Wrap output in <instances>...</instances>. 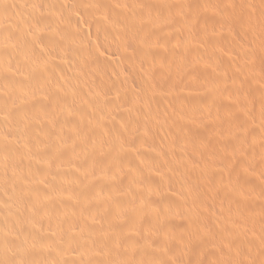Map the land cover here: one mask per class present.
I'll use <instances>...</instances> for the list:
<instances>
[{
	"label": "rangeland",
	"instance_id": "rangeland-1",
	"mask_svg": "<svg viewBox=\"0 0 264 264\" xmlns=\"http://www.w3.org/2000/svg\"><path fill=\"white\" fill-rule=\"evenodd\" d=\"M58 2L0 0V264H264V0Z\"/></svg>",
	"mask_w": 264,
	"mask_h": 264
},
{
	"label": "bare ground",
	"instance_id": "bare-ground-1",
	"mask_svg": "<svg viewBox=\"0 0 264 264\" xmlns=\"http://www.w3.org/2000/svg\"><path fill=\"white\" fill-rule=\"evenodd\" d=\"M52 1L58 2L59 0H52ZM16 5H17L16 6L17 8H19L20 6H22V7L24 6V5H19V4H16ZM18 5H19V7H18ZM22 7H21V10H20V8L18 9L20 12H23ZM30 9H27V11L29 12ZM26 14H28V13L26 12ZM29 16H30V14H29ZM67 20H68V18L65 21H67ZM22 27H24V26L22 25ZM137 68L140 69V66H137ZM181 98H182V100H181L182 103L185 104V105H187L188 110L190 108H192L193 111L196 110L197 109V108L195 109V104L196 103H198V104L201 105V107L198 106V105H197V107H200L203 112H207L208 109H209L207 103H205V104H203L202 102L199 103V99L197 100V99H195V97L193 98V97H189V96H186V97L181 96ZM189 105H193V106H189ZM173 120H176L175 116L173 117ZM111 140H113V139L112 138H108L107 139L108 142H110ZM165 142L167 143V141H165ZM161 146H163V148L170 153V155H171V157L173 158L174 161H183V157H184L183 152L174 153L173 151H171V148L168 145H165V143H162ZM208 146L210 147V149H207V150H213V151L216 150L214 144L208 142ZM217 151H219V150H217ZM219 154L222 155V156H225V158L228 156L227 153L224 152V150L223 151L221 150L219 152ZM235 169H236V167H235L234 163L232 164L231 162L230 163L229 162H226V165H225L224 168H219L218 171L216 170V174H217L216 176L217 177L216 176H212L213 175L212 172H208L206 170H203V172L205 171V177L204 178H206L205 179V194H206V196H209L210 198L213 197V199L215 200V204L217 205V207L219 208V210L222 213H225V210H224L225 209L224 208L225 206L222 205V204L225 202L223 200H224V198L226 196L229 197L231 194H233L232 196H234V197H240V196H242V195H239L238 193H236L237 191L236 192L234 191V189L236 188V186L237 187L238 186L239 187H242L240 184L243 183L242 181L239 180V174H238V172H236ZM210 177H214V179H216V182L212 183L211 180H210L211 179ZM227 193H228V195H227ZM261 248H262V246L261 247L260 246H257V249L256 250L259 251ZM262 251H264V250H262ZM259 255L261 256L262 254H259ZM198 261H199L200 264H209V259H207L204 255H201L199 257V260Z\"/></svg>",
	"mask_w": 264,
	"mask_h": 264
}]
</instances>
